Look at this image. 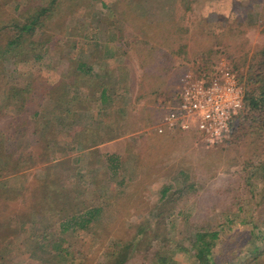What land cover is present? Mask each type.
<instances>
[{
  "label": "rangeland",
  "instance_id": "1",
  "mask_svg": "<svg viewBox=\"0 0 264 264\" xmlns=\"http://www.w3.org/2000/svg\"><path fill=\"white\" fill-rule=\"evenodd\" d=\"M33 1L38 6L50 0ZM247 4L60 0L51 12L54 22L39 26L45 27L42 39L28 35L8 47L18 33L10 27L24 21L29 0H0V132L13 135L2 145L8 158L0 165L8 160L20 167L0 173V264H106L109 248L130 241L142 216L155 230L159 221L169 224V233H159L171 247L194 228L219 221L224 231L214 247L218 264H244L264 251V224L247 222L264 221V154L252 148L253 140L249 146L247 138L210 146L193 131H157L189 79L232 70L245 96L250 57L264 44V9ZM101 79L113 91L104 103L97 98ZM61 81L56 96L49 93ZM23 120L29 125L19 133ZM98 154L112 164L103 174L88 169ZM69 159L70 166L67 161L60 167V184L93 187L102 195L101 212L86 227L60 221L53 197L34 206L44 189L40 181ZM194 180L198 188L185 187ZM167 185H174L168 196L162 191ZM168 200H176L173 207ZM161 244L154 239L153 245ZM194 252L178 251L171 264H194Z\"/></svg>",
  "mask_w": 264,
  "mask_h": 264
},
{
  "label": "trees",
  "instance_id": "2",
  "mask_svg": "<svg viewBox=\"0 0 264 264\" xmlns=\"http://www.w3.org/2000/svg\"><path fill=\"white\" fill-rule=\"evenodd\" d=\"M231 1L233 3H238L239 0ZM33 2V0H29V5H27L29 9L25 8V10L23 11V13L26 14L24 16V21L22 23L18 22V24L11 25L14 27L10 28H15L18 33L14 36V39L10 38L6 46L9 47L14 44H19V38L28 37V35H38V37L40 36L42 39V37L46 35L45 32H42L45 30V27L39 29V26L42 27V25L44 24L47 25L48 22H54V18H52L51 12L56 6H58L60 0H50L49 2L45 3V5L41 4L38 6H36V4L33 5ZM254 3H260L262 5V9H264V0H248V4L250 5L248 8H253L252 6ZM65 4L66 2H64L62 6L64 7ZM38 33H40V35ZM41 39H39L38 45L42 43ZM77 69H80V65H78ZM243 80L245 81L246 86L244 96V107L234 117L231 125V137L227 138L226 140L231 139L230 142L237 141L239 144H241L245 142L244 138H247L248 146L252 143L253 140V143H255V145H252V148H258V154L262 155L264 154V44L260 48L256 49L251 55L247 74L245 75ZM61 84L62 81L57 84V87L50 89L49 93L56 96V91H59ZM29 89L31 91L32 88ZM96 89L97 91H99V95L97 98L101 101V103L108 101L110 99V94L113 93L111 87L109 86V81L107 80H99ZM10 92L13 95L18 94L12 86L10 87ZM7 104L12 103L11 101H7ZM22 104H25V100H23V103L19 104L18 106L21 107L23 106ZM28 125V121L23 120L21 122L22 127L20 128L19 126H17L16 131L21 130L19 133H22L25 131V128L28 127ZM127 129L129 130L130 128L127 127ZM109 134L112 137H115L116 133H114L113 131H109ZM12 138L13 135L11 133L0 132L1 161L2 159L4 160L8 158V156H5L4 154L5 150H3L2 145L4 144V142ZM226 140L224 141L226 142ZM78 146H81V144L77 145L76 147ZM82 147L90 148L89 145L86 144L82 145ZM98 155V158L97 156L95 157L94 155H92L91 160H89L88 162L89 170L96 169L100 170L101 172V169H106L105 166H107L108 164L112 166V164L109 162L105 163L100 154ZM117 159L118 156H114L112 160L117 161ZM67 161H69L70 166V159L60 161L53 165V175H47L45 179L40 181V185H44V189L43 191H37L38 194L36 195L37 198L34 201V206L36 205V203L41 204L45 198L53 197L52 200L56 203V209L54 210L58 215L60 221H65L66 226L68 227L76 225L75 221L77 220V224L79 225V227H86L92 222H94L95 218L101 212L102 207L101 205H99V197H101L102 195L97 194L93 187L91 189L90 187L87 188L85 186L84 188L81 187V189H70V187L67 188V186H64L63 184L61 185L60 183H62V174L60 167L64 165L68 166ZM262 163H264V159L262 160ZM50 166L51 165H49L48 167ZM113 167H116V165H113ZM3 170H9L10 172L6 174H12L19 171L20 167L18 165L11 164L10 161L6 160V162L4 161V164L0 165V173H2ZM101 173L103 174V172ZM200 185L203 186V184ZM173 186L174 185L165 186L162 190L163 195L165 194L168 196L170 194L171 189L173 190ZM185 187L198 188V185L197 182L194 180L190 183H186ZM176 188L181 189V187L175 185V189ZM174 193H171L172 196ZM11 196L14 195L11 194ZM54 196L56 197L55 200ZM175 201L168 200L167 204L169 203L168 205L173 207ZM154 209L157 210V207ZM154 209L151 212L156 218L157 216H159V212L155 213ZM261 214L263 215V219L261 220H264V213ZM242 221L246 222V219H243ZM216 222L217 223H215L214 226H210L208 227V229L204 228L205 226L200 228H194L193 234L188 233L187 236L183 237L184 240L176 242V244L171 247V244H169L171 239H164L167 235L162 236L159 233V231H162L165 234L169 233V224H165L163 220L159 221L156 224L157 230H155L150 227L151 225L148 224V222H146V217L142 216L141 219L136 223L134 231L135 234L130 241H120L118 243V247L116 245L115 247L111 246L109 248L108 261L106 262V264H137L139 259H142L143 257L148 259L149 261L146 262L150 264H171L175 260L178 251H188L189 247L190 249H194L195 251L192 254L195 259L194 264H218L216 256L214 254V247L217 244V240L220 238L221 231H224V229L221 225L222 223H219V221ZM247 222L251 223L254 228H258L259 225L264 224V221L261 222L259 217H251ZM189 224H194V222L191 220ZM0 226L2 225L0 224ZM161 228L163 230H160ZM154 239L161 240L162 244L160 246L153 245ZM51 254L52 253H50V255ZM45 255H47V253H45ZM44 259L45 258L41 256L38 260L43 261ZM258 261H261L262 263H259ZM244 264H264V251L260 252L259 256L255 257L253 261L250 260L245 262Z\"/></svg>",
  "mask_w": 264,
  "mask_h": 264
},
{
  "label": "built area",
  "instance_id": "3",
  "mask_svg": "<svg viewBox=\"0 0 264 264\" xmlns=\"http://www.w3.org/2000/svg\"><path fill=\"white\" fill-rule=\"evenodd\" d=\"M243 92L232 70L220 77L189 79L178 89L157 131H194L206 144L218 145L230 137L232 121L244 105Z\"/></svg>",
  "mask_w": 264,
  "mask_h": 264
},
{
  "label": "crops",
  "instance_id": "4",
  "mask_svg": "<svg viewBox=\"0 0 264 264\" xmlns=\"http://www.w3.org/2000/svg\"><path fill=\"white\" fill-rule=\"evenodd\" d=\"M184 132H186V131H184ZM194 132V131H193ZM173 133V132H172ZM167 134H171V133H167ZM198 134V133H197ZM198 136L200 137V135L198 134Z\"/></svg>",
  "mask_w": 264,
  "mask_h": 264
}]
</instances>
